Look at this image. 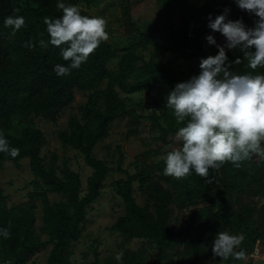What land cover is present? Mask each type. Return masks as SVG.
Segmentation results:
<instances>
[{
	"label": "trees",
	"instance_id": "trees-1",
	"mask_svg": "<svg viewBox=\"0 0 264 264\" xmlns=\"http://www.w3.org/2000/svg\"><path fill=\"white\" fill-rule=\"evenodd\" d=\"M139 1L116 2L123 10L129 34L127 41L121 40L120 51L117 44L107 40L79 69L57 76L55 65L70 64L61 56V48L67 45L39 46L41 39L50 40L43 18L61 17L58 3L77 6L81 15L99 17L91 9L100 0H0V134L10 147L19 149L15 158L0 153V163L12 161L21 167L26 159L34 186L28 192L29 200L15 205H9L0 187V230L7 228L11 234L9 239L0 235V264H30L34 255L49 246L44 264H75V246L113 171L121 176L109 185L121 199L124 212L110 230L120 238L117 248L123 257L119 262L116 254L102 259L101 241L95 238L90 245L92 264H243L244 260L232 257H213L212 243L216 234L224 231L243 237L237 251L244 250L247 258L258 251L263 256L264 204L256 198H264V160L253 155L240 162L239 168L226 162L218 170L210 169L208 178L193 172L177 180L163 174L165 163L161 159L181 147L176 132L184 126L178 125L173 111L166 108L167 96L177 83L199 74L203 58L218 53V48L206 43V36L214 33L208 18L223 14L232 0H157V20L144 24L133 18ZM81 2L88 9L80 6ZM8 16L25 18V25L11 38L12 29L4 24ZM257 19L249 15L246 26L254 27ZM160 32L169 38V44L161 43ZM29 43L34 47H27ZM150 45L180 59L183 68L177 72L171 63L157 60L155 54L145 59L137 48ZM226 54L235 73L264 75V68H248L239 48L227 49ZM237 58L242 61L238 65L234 63ZM115 61L112 69L110 63ZM76 90L87 93L80 116H71L68 128L59 129L57 136L63 146L79 151L91 168L86 189L81 172L68 162L58 166L55 152L49 158L43 154L48 139L37 124L42 119L56 122L74 100ZM135 93L139 100L133 98ZM125 117L130 123L127 135L139 134L144 123L150 125L145 137L148 147L131 162L134 171L123 167L125 155L120 145L115 168L96 152L114 123ZM153 157L157 159L151 163ZM138 190L145 195L143 204L137 200ZM50 192L60 198L52 201ZM134 239L144 245L132 248L129 243ZM149 248L154 250V259Z\"/></svg>",
	"mask_w": 264,
	"mask_h": 264
},
{
	"label": "clouds",
	"instance_id": "clouds-1",
	"mask_svg": "<svg viewBox=\"0 0 264 264\" xmlns=\"http://www.w3.org/2000/svg\"><path fill=\"white\" fill-rule=\"evenodd\" d=\"M235 2L241 10L258 17L254 27H247L242 19H228V9L215 19L210 15L208 27L221 33L225 44H217L213 35H207L208 44L215 45L218 53L203 58L199 74L177 83L167 96L166 108L173 111L176 123L184 126L176 132V140L181 147L161 157L165 163V176L180 180L194 172L208 178L210 169L218 170L226 162L239 168L240 162L253 155L264 160V75L235 73L233 62L226 54V48H239L248 68H264V0ZM57 7L63 15L55 19L43 18L50 40L41 39L39 46L47 48L49 43L56 47L67 45L61 48V56L70 64H57L53 69L57 76H66L72 69H79L99 45L109 39V35L103 18L81 15L77 6L58 3ZM4 24L12 29L11 38L25 25V18L8 16ZM26 46L34 47L30 43ZM253 47L255 50L249 51ZM241 62L240 58L234 61L237 65ZM0 153L15 158L19 149L10 147L0 134ZM0 235L9 239L11 234L4 228ZM242 240L240 235L218 232L212 243L213 257L246 260L245 251H237ZM122 257L123 252H118L115 259L119 262Z\"/></svg>",
	"mask_w": 264,
	"mask_h": 264
},
{
	"label": "rangeland",
	"instance_id": "rangeland-1",
	"mask_svg": "<svg viewBox=\"0 0 264 264\" xmlns=\"http://www.w3.org/2000/svg\"><path fill=\"white\" fill-rule=\"evenodd\" d=\"M118 0H100L98 4L93 5L92 11L94 14L103 18L106 21V31L109 35V41L119 46L124 41L128 40V32L126 30L125 17L123 10L117 6ZM114 2L116 5H113ZM85 9H88L84 2L80 3ZM227 18L231 20L242 19L245 25L249 22V13L241 10L235 0H232L228 5ZM159 7L157 0H140L136 7L133 9V18L139 21L141 24L146 23L148 20L156 21L158 17ZM217 41V44H225V38L221 33L214 32L211 34ZM162 44H169V38L163 33H159ZM206 43L208 44L207 40ZM209 45V44H208ZM217 48L215 45H210ZM119 47V51H120ZM138 52L149 60L153 54H155L157 60L167 61L174 66L175 70L179 72L183 68V62L180 59L175 58L169 54L166 50L157 49L150 45L146 49L137 48ZM227 50V48H226ZM143 64V61L139 62ZM111 68L116 67V61L110 63ZM74 100L71 104L61 112L56 122L48 121V119L38 120V126L44 131L47 137V143L44 147L43 154L49 158L52 152H55L59 156L58 166H62L64 162H68L70 166L81 172L84 188L86 189V179L91 173V168L86 165L83 156L74 148L65 147L60 142L57 133L59 129L68 128V122L71 116H80V108L87 99V93L83 90H76L74 94ZM133 98L140 99V95L134 94ZM129 118H119L113 125L110 135L100 142L96 148V152L99 157L108 159L111 165L115 168L118 165L119 151L117 146L120 145L123 149L125 159L123 167H128L130 171H134V167L131 165L137 156V154L143 152L147 147V140L145 137L150 132V125L143 124V128L139 134L127 135V129L129 127ZM157 158L153 157L150 162L153 163ZM22 166L18 167L12 161H5L0 163V187L4 189L5 194L8 197L9 205L20 204L29 200L28 192L34 189V186L30 183L33 178V174L30 170L29 163L26 159L22 160ZM119 172H112L110 178L107 180V185L103 188V192L100 198L94 203L93 208L90 210L89 217L84 224L83 236L79 239L75 246V253L72 260L75 264H92L94 260L93 252L90 249V245L95 238H99L101 244L99 245L100 257L103 259L106 256L117 254V244L120 240L116 233H112L110 226L116 221L119 215L124 212V208L121 204V199L116 195L115 191L109 185L113 180L120 177ZM49 197L52 201L60 198L56 192H50ZM136 197L139 203L145 202V195L138 190ZM260 199V198H259ZM259 204H264V198L259 200ZM38 219L37 227L41 224V204L38 201ZM184 215V214H183ZM184 221V217H182ZM43 238L46 235L42 234ZM132 248H139L144 245L140 239H134L129 243ZM50 247V246H49ZM48 248L40 251L30 261V264H44L48 255ZM151 259H154V250L149 248ZM86 254V255H85ZM264 256V254H263ZM260 255V252L251 254L243 264H264V257Z\"/></svg>",
	"mask_w": 264,
	"mask_h": 264
}]
</instances>
